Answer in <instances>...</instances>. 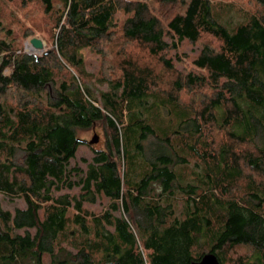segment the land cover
<instances>
[{
  "label": "trees",
  "instance_id": "1",
  "mask_svg": "<svg viewBox=\"0 0 264 264\" xmlns=\"http://www.w3.org/2000/svg\"><path fill=\"white\" fill-rule=\"evenodd\" d=\"M30 1L56 48L18 50L0 10V264H264V0ZM186 42L201 46L188 75L170 57ZM98 124L106 149L71 168Z\"/></svg>",
  "mask_w": 264,
  "mask_h": 264
},
{
  "label": "rangeland",
  "instance_id": "2",
  "mask_svg": "<svg viewBox=\"0 0 264 264\" xmlns=\"http://www.w3.org/2000/svg\"><path fill=\"white\" fill-rule=\"evenodd\" d=\"M243 2H248V0H243ZM0 10L3 15V25L6 29L12 31L13 39L15 46L19 47L23 53L27 55H38L42 56L46 52L52 51L56 48L55 43L50 34V24H49V15H46L41 7L33 1L29 3L25 2L23 4L22 0H0ZM225 25H227L230 29L235 27L237 24L244 20L243 16L240 15L237 11H232L228 13H223L220 19ZM7 30L3 31L0 34V39H6ZM33 39H38L43 42L44 49L36 50L32 45L31 41ZM28 46L32 47L35 52L30 53L28 51ZM200 45H191L190 43H183L180 45L178 51L173 52L170 57L173 65L178 73H183L184 75H188L191 72H196L194 68L193 62L196 60L200 53ZM86 61V72L89 75H94V79H90L87 81V85L93 90L95 97L102 102L101 96L103 93H107L110 91L108 86L101 85L96 81L97 77L101 72V58L97 54L91 52L90 50H86L83 52ZM167 77L174 78V76L169 73L165 74ZM176 76V75H175ZM65 80L63 75L59 74L57 77L58 83H61ZM186 94L182 95L184 100H188ZM134 112L138 113L137 109ZM148 114H145L143 117H148ZM107 130V129H106ZM106 130L102 124H98L95 128L89 131H80L78 136L81 140L92 142L93 139L97 136L98 143L92 145H82L78 152L76 158L71 161V168H79L84 173L88 172L89 165L93 163V158L95 157V151H102L106 149ZM215 137H217V133H215ZM220 137V136H219ZM127 149V174L130 169V150L129 145L126 143ZM19 153L17 156H20ZM20 161V159H19ZM122 160L120 161V166L122 169ZM139 162V159H137ZM191 166L184 169L183 172H186L185 175L187 180H193L192 170H196V166L194 161L191 162ZM136 172L132 173V181H138V178L141 173V168L137 165ZM123 170H121V173ZM77 191V190H76ZM3 208L8 211H14L15 209H24L26 204L23 200H15L13 202L9 201V199L3 198ZM108 206V200L104 198H100L95 206H88L91 211H95L97 213L104 211ZM182 206L179 205L177 207V214L181 213ZM49 260H47L48 264Z\"/></svg>",
  "mask_w": 264,
  "mask_h": 264
},
{
  "label": "water",
  "instance_id": "3",
  "mask_svg": "<svg viewBox=\"0 0 264 264\" xmlns=\"http://www.w3.org/2000/svg\"><path fill=\"white\" fill-rule=\"evenodd\" d=\"M31 45L36 49V50H43L44 49V44L42 41L38 40V39H33L31 41ZM89 145L98 143V137L96 136L92 142H87ZM193 264H221L218 257L214 254V253H208L206 254L201 261L199 262H195Z\"/></svg>",
  "mask_w": 264,
  "mask_h": 264
},
{
  "label": "bare ground",
  "instance_id": "4",
  "mask_svg": "<svg viewBox=\"0 0 264 264\" xmlns=\"http://www.w3.org/2000/svg\"><path fill=\"white\" fill-rule=\"evenodd\" d=\"M28 51H29L30 53H34V52H35V50H34L32 47H30V46H28Z\"/></svg>",
  "mask_w": 264,
  "mask_h": 264
}]
</instances>
